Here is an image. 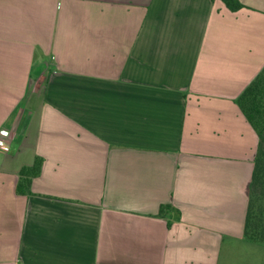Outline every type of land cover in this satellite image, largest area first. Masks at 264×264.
<instances>
[{
    "label": "crops",
    "instance_id": "1",
    "mask_svg": "<svg viewBox=\"0 0 264 264\" xmlns=\"http://www.w3.org/2000/svg\"><path fill=\"white\" fill-rule=\"evenodd\" d=\"M238 1L0 0V264H220L248 243L258 138L236 99L264 0Z\"/></svg>",
    "mask_w": 264,
    "mask_h": 264
},
{
    "label": "trees",
    "instance_id": "2",
    "mask_svg": "<svg viewBox=\"0 0 264 264\" xmlns=\"http://www.w3.org/2000/svg\"><path fill=\"white\" fill-rule=\"evenodd\" d=\"M221 1L232 11L244 7L238 0ZM236 104L258 138L244 223V238L248 242L264 246V67L239 95ZM42 166L43 158L36 157L31 166L20 170L17 194L31 195L33 181L41 175ZM164 210L165 207L161 212Z\"/></svg>",
    "mask_w": 264,
    "mask_h": 264
},
{
    "label": "rangeland",
    "instance_id": "3",
    "mask_svg": "<svg viewBox=\"0 0 264 264\" xmlns=\"http://www.w3.org/2000/svg\"><path fill=\"white\" fill-rule=\"evenodd\" d=\"M226 244L232 246V250L227 249L223 252L220 264H264L263 245L252 242L244 244L227 242Z\"/></svg>",
    "mask_w": 264,
    "mask_h": 264
},
{
    "label": "built area",
    "instance_id": "4",
    "mask_svg": "<svg viewBox=\"0 0 264 264\" xmlns=\"http://www.w3.org/2000/svg\"><path fill=\"white\" fill-rule=\"evenodd\" d=\"M11 142V133L8 130H0V149L4 152H8L10 150Z\"/></svg>",
    "mask_w": 264,
    "mask_h": 264
}]
</instances>
